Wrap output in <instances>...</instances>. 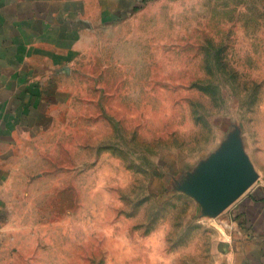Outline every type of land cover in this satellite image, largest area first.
<instances>
[{
	"label": "rangeland",
	"instance_id": "obj_1",
	"mask_svg": "<svg viewBox=\"0 0 264 264\" xmlns=\"http://www.w3.org/2000/svg\"><path fill=\"white\" fill-rule=\"evenodd\" d=\"M106 18L26 152L5 264H223L207 195L231 156L264 164V0Z\"/></svg>",
	"mask_w": 264,
	"mask_h": 264
},
{
	"label": "crops",
	"instance_id": "obj_2",
	"mask_svg": "<svg viewBox=\"0 0 264 264\" xmlns=\"http://www.w3.org/2000/svg\"><path fill=\"white\" fill-rule=\"evenodd\" d=\"M129 1L0 0V264L18 230L14 206L24 158L45 138L60 80L87 46L89 31L123 13ZM250 167L255 181L215 219L223 264H264V164Z\"/></svg>",
	"mask_w": 264,
	"mask_h": 264
},
{
	"label": "water",
	"instance_id": "obj_3",
	"mask_svg": "<svg viewBox=\"0 0 264 264\" xmlns=\"http://www.w3.org/2000/svg\"><path fill=\"white\" fill-rule=\"evenodd\" d=\"M256 179L250 162L237 156L229 160L215 174V179L207 195V203H212L215 211H222L238 198Z\"/></svg>",
	"mask_w": 264,
	"mask_h": 264
},
{
	"label": "built area",
	"instance_id": "obj_4",
	"mask_svg": "<svg viewBox=\"0 0 264 264\" xmlns=\"http://www.w3.org/2000/svg\"><path fill=\"white\" fill-rule=\"evenodd\" d=\"M263 187H264V185H263Z\"/></svg>",
	"mask_w": 264,
	"mask_h": 264
}]
</instances>
